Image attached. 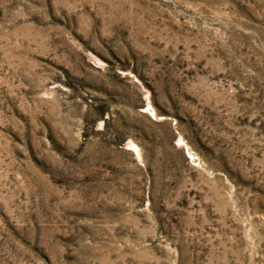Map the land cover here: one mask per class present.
<instances>
[{"label": "rangeland", "instance_id": "rangeland-1", "mask_svg": "<svg viewBox=\"0 0 264 264\" xmlns=\"http://www.w3.org/2000/svg\"><path fill=\"white\" fill-rule=\"evenodd\" d=\"M0 264H264V0H0Z\"/></svg>", "mask_w": 264, "mask_h": 264}]
</instances>
